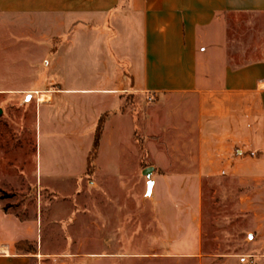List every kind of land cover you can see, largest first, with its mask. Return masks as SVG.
I'll return each mask as SVG.
<instances>
[{
    "label": "crops",
    "instance_id": "1",
    "mask_svg": "<svg viewBox=\"0 0 264 264\" xmlns=\"http://www.w3.org/2000/svg\"><path fill=\"white\" fill-rule=\"evenodd\" d=\"M0 29L3 61L31 65L28 84L0 96L37 95L32 191L91 176L101 198L79 203L86 218L93 209L83 239L100 247L82 255L125 264L121 241L140 224L153 255L201 259L205 191L219 180L227 222L252 225L247 245H225L224 264H264V0H0ZM136 176L147 188L132 211ZM39 225L40 212L21 218L0 194V264H51L59 253L44 249Z\"/></svg>",
    "mask_w": 264,
    "mask_h": 264
},
{
    "label": "rangeland",
    "instance_id": "2",
    "mask_svg": "<svg viewBox=\"0 0 264 264\" xmlns=\"http://www.w3.org/2000/svg\"><path fill=\"white\" fill-rule=\"evenodd\" d=\"M237 20V19H236ZM241 19L240 23H243ZM260 27V26H259ZM2 31L0 29V87L21 88L28 84L31 69L29 63L11 65L3 61L4 50L1 38ZM232 36L235 33H231ZM29 65V66H28ZM28 66V67H27ZM37 72L39 76V82L36 87L41 88L43 85V79L45 78V65H38ZM11 73H5L10 71ZM28 68V69H27ZM34 74V73H33ZM24 93L13 97L14 100H10V97L0 96V111L3 112L0 115V178L2 186L6 187L9 191L6 193L5 205L7 209L13 211L21 218L35 219L36 215L40 212V225L39 236L42 238L44 249L48 248V252L59 253L58 256L52 258L51 264H58L62 261L66 264H100L99 260L92 256H84L82 253L92 252L94 249H99L96 245L93 246L92 240H84L85 237L84 227L92 218L93 209H88V218L86 215L81 214L83 211L79 207L80 201H89L93 199H101L99 196L95 197L93 192L89 189V182L93 179L91 176L85 180L75 182H53V187L56 191H52L51 194L40 193L39 190L32 191L33 177H31V171L33 168L32 159L34 158V134L32 125L34 122V104L37 95ZM29 96V97H28ZM24 122H27L28 126L25 131L22 130ZM239 149V148H238ZM241 154V153H240ZM26 172V177L21 178L18 173L21 171ZM157 177V176H155ZM140 176L134 177L132 180L134 196L129 203V208L132 211H137L141 207V198L146 190L145 182L141 184ZM146 181V177L145 180ZM77 188V190H76ZM82 191L80 196L75 195L74 191ZM105 195V193L103 194ZM225 182L215 180L207 186L205 191V221H204V255L201 259H193L186 256H156L152 254L153 248H157V243L150 241L149 250L147 244L140 237L139 226L140 224L133 225L131 233V239H123L121 242L127 252L133 253L125 259V264H224L226 252H233V241H237V238L241 236L243 239L241 243L247 245L248 231L245 229H251L252 225L249 223L229 224L226 215L232 214L231 209H227L228 205L225 204ZM102 200H105L102 198ZM108 201V200H107ZM123 202V197H122ZM103 212H108L109 207L102 208ZM87 210V209H86ZM42 212V215H41ZM55 217L61 220L59 226L54 224ZM77 218V223L73 222L74 218ZM126 217L131 218V213L128 211ZM140 217V216H138ZM42 221V226H41ZM57 222V221H56ZM152 224V223H151ZM150 224V225H151ZM150 232L154 234L153 229L150 226ZM231 243L233 249H226L225 245ZM244 248V246H240ZM193 245H188V250L191 251ZM237 252H247L243 250ZM178 250V249H177ZM183 251V247L181 248ZM151 252L150 254H145ZM238 258L252 259V256L239 255ZM41 259V258H40ZM50 263V262H49ZM115 264V262H113ZM45 264V263H38ZM117 264L118 261H117Z\"/></svg>",
    "mask_w": 264,
    "mask_h": 264
},
{
    "label": "trees",
    "instance_id": "3",
    "mask_svg": "<svg viewBox=\"0 0 264 264\" xmlns=\"http://www.w3.org/2000/svg\"><path fill=\"white\" fill-rule=\"evenodd\" d=\"M102 129H103V120H101V122L99 124L98 130H97V135H96L94 151H93L92 156L89 159V173H91L93 171V168H94L93 162H94V158H95L97 151H98V146H99V141H100ZM0 194H1V198L6 197V193L3 192L1 189H0Z\"/></svg>",
    "mask_w": 264,
    "mask_h": 264
},
{
    "label": "water",
    "instance_id": "4",
    "mask_svg": "<svg viewBox=\"0 0 264 264\" xmlns=\"http://www.w3.org/2000/svg\"><path fill=\"white\" fill-rule=\"evenodd\" d=\"M2 114V111H0V115ZM154 172V168L153 167H149L147 168L145 171H144V176L150 180V184H149V189L151 190L152 188V181H151V177H152V174Z\"/></svg>",
    "mask_w": 264,
    "mask_h": 264
},
{
    "label": "bare ground",
    "instance_id": "5",
    "mask_svg": "<svg viewBox=\"0 0 264 264\" xmlns=\"http://www.w3.org/2000/svg\"><path fill=\"white\" fill-rule=\"evenodd\" d=\"M49 99V97H46L45 96V94H40V96H39V101H44V102H46L47 100Z\"/></svg>",
    "mask_w": 264,
    "mask_h": 264
},
{
    "label": "built area",
    "instance_id": "6",
    "mask_svg": "<svg viewBox=\"0 0 264 264\" xmlns=\"http://www.w3.org/2000/svg\"><path fill=\"white\" fill-rule=\"evenodd\" d=\"M153 100H154L153 97L149 98V101H150V102H152Z\"/></svg>",
    "mask_w": 264,
    "mask_h": 264
}]
</instances>
